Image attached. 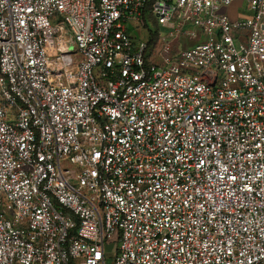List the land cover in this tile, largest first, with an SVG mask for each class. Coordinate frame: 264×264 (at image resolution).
Here are the masks:
<instances>
[{
  "label": "built area",
  "instance_id": "1",
  "mask_svg": "<svg viewBox=\"0 0 264 264\" xmlns=\"http://www.w3.org/2000/svg\"><path fill=\"white\" fill-rule=\"evenodd\" d=\"M0 264H264V0H0Z\"/></svg>",
  "mask_w": 264,
  "mask_h": 264
},
{
  "label": "rangeland",
  "instance_id": "2",
  "mask_svg": "<svg viewBox=\"0 0 264 264\" xmlns=\"http://www.w3.org/2000/svg\"><path fill=\"white\" fill-rule=\"evenodd\" d=\"M242 7H243V9L245 10V8H246V5H243L242 4ZM129 29H130V31H131V33H132V35H133V37H138V38H143V39H145V40H150V38H151V35H150V31L152 32V34L154 33V34H156L157 32H159L158 31V26H157V24L155 23V21H153L152 19H149V21L147 22V27H146V29L144 28H141L140 30H138V29H136L135 28V26L134 25H130L129 26ZM161 32L163 33V32H165V30H162L161 29ZM181 42H182V44H183V46H185V40L183 39V40H181ZM176 50V49H175ZM112 242H115V240H112Z\"/></svg>",
  "mask_w": 264,
  "mask_h": 264
},
{
  "label": "crops",
  "instance_id": "3",
  "mask_svg": "<svg viewBox=\"0 0 264 264\" xmlns=\"http://www.w3.org/2000/svg\"><path fill=\"white\" fill-rule=\"evenodd\" d=\"M242 4L243 3L239 2V1H236V2L233 3L232 6H230L227 9H225V12L230 16L231 19L235 20V19L242 18L246 14L245 10L242 7Z\"/></svg>",
  "mask_w": 264,
  "mask_h": 264
}]
</instances>
